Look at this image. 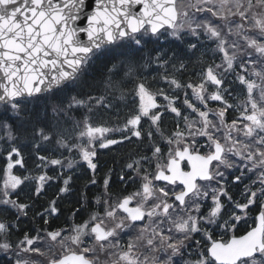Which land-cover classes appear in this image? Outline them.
<instances>
[{"label":"snow or ice","instance_id":"6c2138e0","mask_svg":"<svg viewBox=\"0 0 264 264\" xmlns=\"http://www.w3.org/2000/svg\"><path fill=\"white\" fill-rule=\"evenodd\" d=\"M0 259L264 264V0H0Z\"/></svg>","mask_w":264,"mask_h":264},{"label":"trees","instance_id":"16d2710c","mask_svg":"<svg viewBox=\"0 0 264 264\" xmlns=\"http://www.w3.org/2000/svg\"><path fill=\"white\" fill-rule=\"evenodd\" d=\"M126 151L127 149H121V148H113L111 152L107 150H100L98 155L100 156L101 162L104 164V169L102 170L101 175L103 174V171H107L108 168H113L121 164L122 163L121 157L124 155ZM113 157H115V159H113ZM77 183L82 184L83 182L77 181ZM54 190H55V186L53 187V189L49 190V196L53 194ZM24 223L25 225H27V221H25ZM61 223H63V218H61L60 221H56L55 226H59ZM19 235L20 233L17 232L16 236H19ZM0 264H7L6 259H0Z\"/></svg>","mask_w":264,"mask_h":264},{"label":"flooded vegetation","instance_id":"af4514ba","mask_svg":"<svg viewBox=\"0 0 264 264\" xmlns=\"http://www.w3.org/2000/svg\"><path fill=\"white\" fill-rule=\"evenodd\" d=\"M93 190H95V189H93Z\"/></svg>","mask_w":264,"mask_h":264}]
</instances>
